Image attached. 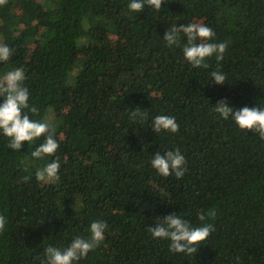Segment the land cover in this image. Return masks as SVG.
<instances>
[{"label": "trees", "instance_id": "1", "mask_svg": "<svg viewBox=\"0 0 264 264\" xmlns=\"http://www.w3.org/2000/svg\"><path fill=\"white\" fill-rule=\"evenodd\" d=\"M127 2L0 0V42L12 49L0 74L25 69L32 118L53 126L61 160L59 179L41 183L35 171L53 157L32 158L27 141L14 152L0 136V264H41L47 246L87 237L97 219L105 239L78 264H264V140L211 111L222 98L264 105V0H164L137 14ZM194 20L227 43L223 61L192 68L165 46L172 24ZM217 69L226 81L207 84ZM134 107L146 116L132 120ZM161 113L176 133L147 126ZM177 147L185 175H158L152 153ZM201 210L215 212L213 230L191 256L147 231L170 213L200 223Z\"/></svg>", "mask_w": 264, "mask_h": 264}, {"label": "clouds", "instance_id": "2", "mask_svg": "<svg viewBox=\"0 0 264 264\" xmlns=\"http://www.w3.org/2000/svg\"><path fill=\"white\" fill-rule=\"evenodd\" d=\"M163 2L164 0H128L127 8L136 14L146 7L161 12ZM162 38L166 47H179L184 60L192 68L207 67L206 61L211 57H215L218 63L223 61L228 47L226 42H216V33L209 25L195 20L179 26L172 24ZM11 55L12 49L9 45L0 42V62L9 61ZM208 75L207 84H223L226 81L225 73L219 69ZM26 79L23 67H13L0 76V97L3 98L0 100V136L8 138L7 147L14 152H20L24 147L23 142L27 141L28 148L30 144L35 146L30 152L32 158L43 160L45 157H53L35 171V178L47 184L59 179L61 160L55 155L59 140L49 122L32 118L38 110L29 103L30 90L25 84ZM211 111L222 120H230L240 130H254L264 140V105L259 103L256 107L245 105L235 108L227 98H222L212 104ZM129 116L136 120L138 117H145L146 113L134 107L131 108ZM147 126L156 134L176 133L180 127L175 116L164 113L152 116ZM40 138H43L42 142L35 145L34 141ZM186 164V158L178 147L163 152L157 150L150 159L151 168L162 177L174 175L177 179L182 178L187 171ZM197 215L200 223L190 221L182 212L153 217L155 225H148L146 228L153 240L166 241L170 252L191 256L213 230V225L207 220L215 212L201 210ZM6 224L7 217L0 215V232L5 229ZM106 228V222L100 219L92 221L88 226L87 237L75 236L63 248L47 246L41 264H78L105 239Z\"/></svg>", "mask_w": 264, "mask_h": 264}, {"label": "rangeland", "instance_id": "3", "mask_svg": "<svg viewBox=\"0 0 264 264\" xmlns=\"http://www.w3.org/2000/svg\"><path fill=\"white\" fill-rule=\"evenodd\" d=\"M77 74V68L73 69V71L70 73L69 75V78H68V83L69 84H72L74 82V77L76 76ZM3 73L0 74V76H2ZM52 113L50 114V117L48 118V120L52 123Z\"/></svg>", "mask_w": 264, "mask_h": 264}]
</instances>
